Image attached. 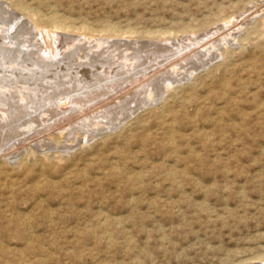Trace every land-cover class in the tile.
<instances>
[{
  "label": "rangeland",
  "instance_id": "rangeland-1",
  "mask_svg": "<svg viewBox=\"0 0 264 264\" xmlns=\"http://www.w3.org/2000/svg\"><path fill=\"white\" fill-rule=\"evenodd\" d=\"M18 1L0 0V264H264V0ZM45 114L54 131L11 135Z\"/></svg>",
  "mask_w": 264,
  "mask_h": 264
},
{
  "label": "bare ground",
  "instance_id": "bare-ground-1",
  "mask_svg": "<svg viewBox=\"0 0 264 264\" xmlns=\"http://www.w3.org/2000/svg\"><path fill=\"white\" fill-rule=\"evenodd\" d=\"M9 2H10V1H9ZM19 3H20V1H18V3H17V0H16V3H15V4L17 5V4H19ZM10 4H12V0H11V3H10ZM13 4H14V3H13ZM21 4H22V3H21ZM21 4H20V5H21ZM7 5H8V4H7ZM20 5H17V6L21 7ZM12 6H13V5H12ZM4 7H5V6H4ZM24 7H25V6H24ZM24 7H23V8H24ZM21 8H22V7H21ZM21 8H20V9H21ZM23 8H22V9H23ZM25 8H26V7H25ZM25 8H24V9H25ZM16 9H17V8H16ZM22 9L20 10L21 12H23ZM28 9H30V8H28ZM30 10H31V9H30ZM31 11H33V10H31ZM34 11H35V10H34ZM34 11H33V12H34ZM17 12H19V10H18ZM28 12H29V11H28ZM33 12H32V13H33ZM38 12H39V11H38ZM0 14H1V13H0ZM27 14H28V13H27ZM29 14H31V13L29 12ZM37 15H38V13L36 14V16H37ZM56 15H57V14H56ZM30 16H31V15H30ZM32 16H33V15H32ZM38 16H39V15H38ZM38 16H37V17H38ZM45 16H46V15H45ZM42 17H43V15H42ZM53 17H54V16H53ZM30 18H31V17H30ZM33 18H34V17H33ZM38 18H39V17H38ZM38 18H37V19H38ZM40 18H41V17H40ZM48 18H49V17H48ZM59 18H60V17H59ZM59 18H58V19H59ZM235 18H236V17H235ZM37 19H36V20H37ZM41 19H42V18H41ZM43 19H44V18H43ZM58 19H57V21H58ZM61 19H63V18H60V20H61ZM236 19H237V18H236ZM32 20H33V19H32ZM36 20H35V21H36ZM45 20H46V19H45ZM45 20H43V21H45ZM52 20H56V19L53 18ZM66 20H67V19H66ZM50 21H51V17H50ZM50 21H49V19H48V22H47V20H46V23H45V24L48 26V25L50 24V23H49ZM63 21H64V20H63ZM33 22H34V21H33ZM33 22H32V24H33ZM37 22H40V21L38 20ZM51 22H52V21H51ZM66 22H67V21H66ZM227 22H228V21H227ZM41 23L43 24L42 21H41ZM55 23H56V21H54V23L52 22V25H54ZM38 24H39V23H38ZM64 24H66V23H64ZM64 24H63V25H64ZM68 24H69V23H68ZM68 24H67V25H68ZM201 24H202V23H201ZM46 25H45V26H46ZM52 25H51V27H52ZM84 25H86V24H84ZM109 25H110V24H109ZM227 25H228V23H227ZM56 26H57V25H56ZM65 26H66V25H65ZM88 26H89V25H88ZM114 26H115V25H114ZM199 26H201V25H199ZM206 26H207V25H206ZM206 26H205V27H206ZM43 27H44V25H43ZM48 27H49V26H48ZM57 27H60L59 24H58ZM63 27H64V26H63ZM70 27H72V30L69 29L68 32H69L70 30H71L72 32H74V31H73V25L70 26ZM70 27H69V28H70ZM76 27H77V26H76ZM112 27H113V26H112ZM183 27H184V26H183ZM34 28H35V27H34ZM34 28H33V29H34ZM53 28H54V27H53ZM79 28H80V27H79ZM81 28H82V26H81ZM81 28H80V29H81ZM84 28H85V26L83 27V29H84ZM88 28H89V27H88ZM203 28H204V26H203ZM35 29H36V28H35ZM55 29H56V27H55ZM58 29H59V28H58ZM58 29H56V30H58ZM65 29H67V28H64V30H65ZM86 29H87V28H86ZM89 29H90V28H89ZM107 29H108V27H107ZM114 29H115V28H114ZM116 29H117V28H116ZM191 29H192V28H191ZM36 30H37V29H36ZM42 30H43V29H42ZM46 30H47V29H46ZM59 30L62 31L63 29H59ZM84 30H85V29H84ZM87 30H88V29H87ZM92 30H93L94 32H96L94 29H91V31H92ZM101 30H102V29H101ZM197 30H198V29H197ZM75 31H76V30H75ZM78 31H79V30H78ZM93 31H92V32H93ZM102 31H103V30H102ZM105 31H106V30H105ZM105 31H103V32H105ZM111 31H112V29H111ZM125 31H126V30H125ZM127 31H128V30H127ZM187 31H188V30H187ZM189 31H190V30H189ZM76 32H77V31H76ZM84 32H86V31H84ZM87 32H88V31H87ZM94 32H93V33H94ZM100 32H101V31H99V33H100ZM118 32H119V31H118ZM118 32H117V31H114V32H112V33H118ZM157 32H158V31H157ZM184 32H185V31H184ZM210 32H211V31H210ZM212 32H213V31H212ZM51 33H53V32H51ZM93 33H91V35H92ZM106 33L108 34L109 32L106 31ZM112 33H111V34H112ZM187 33H188V32H187ZM193 33H194V32H193ZM214 33H215V32H213V35H214ZM40 34H41V33H40ZM88 34H89V33H88ZM123 34H124V33H122V35H123ZM156 34H157V33H156ZM159 34H160V33H159ZM196 34H197V33H196ZM210 34H212V33H210ZM254 34H255V33H254ZM41 35H42V34H41ZM109 35H110V34H109ZM109 35H108V36H109ZM249 35H250V34H249ZM1 36H2V35H1ZM60 36H61V34H60ZM82 36H83V35H82ZM84 36H85V35H84ZM99 36H100V35H99ZM204 36H205V35H204ZM207 36H208V35H207ZM214 36H215V35H214ZM214 36H213V37H214ZM13 37H14V36H13ZM49 37H50V36H49ZM89 37H91V36H89ZM162 37H163V36H162ZM187 37H188V36H187ZM205 37H206V36H205ZM243 37H244V36H243ZM2 38H3V36H2ZM66 38H67V37H66ZM69 38H70V37H69ZM72 38H73V37H72ZM81 38H82V37H81ZM154 38H155V37H154ZM202 38H203V37H202ZM223 38H224V37H223ZM9 39H10V38H9ZM45 39H46V38H45ZM47 39H48V38H47ZM87 39H88V38H87ZM89 39H90V38H89ZM89 39H88V41H90ZM40 40H41V39H40ZM43 40H44V39H43ZM171 40H172V39H171ZM204 40H205V39H204ZM207 40H208V39H207ZM209 40H210V39H209ZM211 40H212V39H211ZM241 40H242V39H241ZM31 41H32V40H31ZM34 41H35V40H34ZM44 41H45V40H44ZM44 41H43V43H44ZM79 41H80V40H79ZM191 41H192V39H191ZM193 41H194V40H193ZM212 41H213V40H212ZM242 41H243V40H242ZM90 42H91V41H90ZM90 42H89V43H90ZM100 42H102V41H100ZM204 42H205V41H204ZM207 42H208V41H207ZM45 43H46V42H45ZM86 43H87V42H86ZM93 43H94V42H93ZM95 43H97V42H95ZM108 43H109V42H108ZM112 43H113V42H112ZM134 43H135V42H134ZM164 43H165V42H164ZM183 43H184V42H183ZM194 43L197 44V41L194 42ZM33 44H34V43H33ZM129 44H130V43H129ZM135 44H136V43H135ZM201 44H202V43H201ZM208 44H209V43H208ZM52 45H53V44H52ZM52 45H50V46H48V47H47V46L45 47V50L51 49L50 52H48L49 50H48V51H45V52H47V53H44L46 57L53 58V57H54V51L57 53V50H58V49L55 47V50H54V49L52 48ZM81 45H82V44H81ZM96 45H97V44H96ZM101 45H102V44H101ZM104 45H105V44H104ZM136 45H137V44H136ZM202 45H203V44H202ZM78 46H79V45H78ZM92 46H93V45H92ZM134 46H135V45H134ZM134 46H133V47H134ZM140 46H141V45H140ZM191 46H192V45H191ZM53 47H54V46H53ZM60 47H61V46H60ZM100 47H101V46H100ZM117 47H119V46H117ZM123 47H124V46H123ZM129 47H130V45H129ZM136 47H137V46H136ZM170 47H171V46H170ZM40 48H41V47H40ZM89 48H90V47H89ZM119 48H120V47H119ZM119 48H118V49H119ZM68 49H69V48H68ZM70 49H71V48H70ZM100 49H101V48H100ZM142 49H143V48H142ZM195 49H196V48H195ZM90 50H91V48H90ZM92 50H93V49H92ZM106 50H107V49H106ZM167 50H168V49H167ZM169 50H170V49H169ZM205 50H206V49H205ZM207 50H208V49H207ZM61 51H62V50H61ZM118 51H119V50H118ZM190 51H191V50H190ZM228 51H229V50H228ZM77 52H78V51H77ZM105 52H106V51H105ZM109 52H110V51H109ZM126 52H127V51H126ZM128 52H129V51H128ZM177 52H178V50H177ZM224 52H225V51H224ZM229 52H230V51H229ZM33 53H34V52H33ZM58 53L61 55L60 49H59ZM72 53H73V52H72ZM90 53H91V52H90ZM92 53H94V52H92ZM95 53L97 54V52H95ZM173 53H174V51H173ZM206 53H207V52H206ZM25 54H26V53H25ZM69 54H70V53H69ZM96 54H95V55H96ZM145 54H146V53H145ZM31 55H32V54H31ZM56 55H57V54H56ZM56 55H55V57H56ZM70 55H71V54H70ZM74 55H75V54H74ZM120 55H121V54H120ZM124 55H125V54H124ZM164 55H165V54H164ZM58 56H59V55H58ZM99 56H101V55H99ZM102 56H103V55H102ZM125 56H126V55H125ZM127 56H128V55H127ZM127 56H126V57H127ZM183 56H184V55H183ZM186 56H187V55H186ZM186 56H185V57H186ZM188 56H189V55H188ZM36 57L38 58V56H36ZM94 57H95V56H94ZM105 57H108V56H105ZM126 57H124V58H126ZM134 57H135V56H134ZM174 57H175V55H174ZM190 57H191V56H190ZM17 58H18V57H17ZM90 58H91V57H90ZM109 58H110V57H109ZM117 58H118V57H117ZM127 58H128V57H127ZM94 59H95V58H94ZM96 59H97V58H96ZM96 59H95V60H96ZM110 59H111V58H110ZM164 59H165V58H164ZM167 59H168V58H167ZM18 60H20V59H18ZM28 60H29V59H28ZM47 60H48V59H47ZM56 60H57V59H56ZM61 60H62V58H61ZM77 60H78V59H77ZM80 60H81V58H80ZM80 60H79V61H80ZM88 60H89V59H88ZM106 60H107V59H106ZM115 60H116V59H115ZM122 60H123V59H122ZM122 60H121V61L119 60V61L122 62ZM174 60H175V59H174ZM181 60H182V59H181ZM183 60H184V59H183ZM44 61H45V60H44ZM90 61H91V59H90ZM100 61H101V60H100ZM104 61H105V60H104ZM108 61H109V60H108ZM124 61H126V60H124ZM124 61H123V63H124ZM127 61H129V60H127ZM127 61H126V62H127ZM139 61H140V60H139ZM143 61H144V60H143ZM46 62H47V61H46ZM83 62H84V61H83ZM87 62H88V61H87ZM117 62H118V61H117ZM120 62H119V63H120ZM176 62L178 63L179 60H178V61L176 60ZM127 63H128V62H127ZM130 63H131V62H130ZM130 63H129V64H130ZM136 63H137V62H136ZM171 63H172V62H170V64H171ZM174 63H175V62H173L172 65H173ZM38 64H39V63H38ZM59 64H60V63H59ZM89 64H90V63H89ZM96 64H97V63H96ZM113 64H114V63H113ZM117 64H118V63H117ZM120 64H121V63H120ZM120 64H118V65H120ZM125 64H126V63H125ZM175 64H176V63H175ZM199 64H200V63H199ZM45 65H46V64H45ZM48 65H49V64H48ZM61 65H62V64H61ZM105 65H106V64H105ZM111 65H112V64H111ZM118 65H117V66H118ZM127 65H128V64H127ZM176 65H177V64H176ZM176 65H175V66H176ZM200 65H201V64H200ZM12 66H13V65H12ZM72 66H73V65H72ZM74 66H75V68H77V69L80 70V71H83V69H81L82 67H89V68H91L89 65H87L86 63H82V62L79 63V64H78V63H75ZM154 66H155V65H154ZM163 66H164V65H163ZM170 66H171V65H170ZM173 66H174V65H173ZM175 66H174V67H175ZM26 67H27V66H26ZM30 67H31V66H30ZM33 67H34V66H33ZM49 67H50V66H49ZM109 67H110V66H109ZM113 67H114V66H113ZM125 67H126V66H125ZM128 67H129V66H128ZM131 67H132V66H131ZM174 67H173V68H174ZM19 68H20V67H19ZM107 68H108V67H107ZM123 68H124V67H123ZM137 68H138V67H137ZM160 68H161V67H160ZM166 68H167V67H166ZM171 68H172V67H171ZM24 69H25V68H24ZM27 69H29V68H27ZM27 69H26V70H27ZM34 69H35V68H34ZM52 69H53V68H52ZM55 69H56V68H55ZM113 69H114V68H113ZM119 69H121V67H119ZM119 69H118V70H119ZM161 69H162V68H161ZM164 69H165V68H164ZM124 70H125V69H124ZM169 70H170V69H169ZM173 70H174V69H173ZM69 71H70V70H68V72H69ZM80 71H79V72H80ZM92 71H93V70H92ZM104 71H105V70H104ZM129 71H130V70H129ZM135 71H136V70H135ZM142 71H143V70H142ZM28 72H29V70H28ZM83 72L85 73V71H83ZM87 72H88V74H86V76H85L84 74H83V75H84L85 80H87L88 83L92 82L93 80H96V78L100 77V75H101L100 73H97L98 71H97V72H94V73H93V72H90V71H87ZM105 72H106V71H105ZM113 72H114V70H113ZM113 72H112V73H113ZM143 72H144V71H143ZM160 72H161V71H160ZM165 72H166V71H165ZM172 72H173V71H172ZM10 73H11V72H10ZM20 73H22V72H20ZM65 73H66V72H65ZM77 73H78V72H77ZM106 74L109 75V73H106ZM115 74H117V73H115ZM130 74H132V73H130ZM137 74H138V73H137ZM162 74H163V73H162ZM172 74H173V73H172ZM50 75H51V74H50ZM81 75H82V74H81ZM81 75H80V76H81ZM83 75H82V76H83ZM102 75H103V74H102ZM102 75H101V76H102ZM107 75H106V77H107ZM34 76H35V75H34ZM75 76H76V75H75ZM162 76H163V75H162ZM168 76H169V75H168ZM28 77H29V76H28ZM51 77H52V75H51ZM53 77H54V76H53ZM58 77H59V76H58ZM64 77H65V76H64ZM76 77H77V76H76ZM154 77H155V76H154ZM31 78H32V77H31ZM102 78H104V77L102 76ZM108 78H110V77H108ZM108 78H107V80H108ZM116 78H117V77H116ZM169 78H170V77H169ZM117 79H118V78H117ZM120 79H121V78H120ZM133 79H134V78H133ZM50 80H51V78H50ZM78 80H80V78H78ZM81 80H82V78H81ZM115 80H116V79H115ZM141 80H142V78H141ZM141 80H140V81H141ZM154 80H155V79H154ZM154 80H153V81H154ZM159 80H160V79H159ZM65 81H66V80H65ZM101 81H102V80H101ZM101 81H99V82L101 83ZM113 81H114V79H113ZM118 81H119V80H118ZM83 82H84V81H83ZM85 82H86V81H85ZM103 82L106 83V81H103ZM114 82H115V81H114ZM119 82H120V81H119ZM147 82H148V81H147ZM151 82H152V81H151ZM37 83H38V82H37ZM42 83H43V82H42ZM52 83H53V82H52ZM109 83H110V82H109ZM111 83H112V81H111ZM130 83H131V82H130ZM152 83H153V82H152ZM94 84H95V83H94ZM103 84H104V83H103ZM112 84H113V83H112ZM116 84H117V83H116ZM116 84H114V85H116ZM128 84H129V83H128ZM44 85H45V84H44ZM79 85H80V84H79ZM105 85H106V84H105ZM107 85H108V84H107ZM107 85H106V86H107ZM132 85H133V84H132ZM191 85H192V84H191ZM21 86H22V85H21ZM74 86H75V84H74ZM92 86H94V85H89V86L87 85L86 87H85V86H84V87H85V88H88V87H92ZM120 86H121V85H120ZM162 86H163V85H162ZM180 86H181V85H180ZM23 87H24V86H23ZM57 87H58V86H57ZM78 87H79V86H78ZM95 87H97V86H95ZM101 87H104V86H101ZM101 87H100V88H101ZM111 87H112V86H110V88H111ZM116 87H117V86H116ZM116 87H115V88H116ZM129 87H130V86H129ZM131 87H132V86H131ZM131 87H130V88H131ZM153 87H154V86H153ZM155 87H156V86H155ZM158 87H159V86H158ZM160 87H161V86H160ZM160 87H159V88H160ZM176 87H177V86H176ZM70 88H71V87H70ZM72 88H74V87L72 86ZM72 88H71V89H72ZM106 88H107V87H106ZM149 88H150V87H149ZM156 88H157V87H156ZM159 88H158V89H159ZM169 88H171V87L166 86V88H165L166 91H168ZM179 88H180V87H179ZM0 89H1V88H0ZM83 89H84V88H83ZM45 90H46V89H45ZM61 90H62V89H61ZM66 90H67V89H66ZM76 90H77V89H76ZM95 90L98 91L99 89H95ZM111 90H112V89H111ZM119 90H120V89H119ZM119 90H118V91H119ZM128 90H129V89H128ZM146 90H147V89H146ZM154 90H155V89H154ZM160 90H161V89H159V91H160ZM108 91H109V90H108ZM121 91H122V88H121ZM121 91H120V92H121ZM131 91H132V90H131ZM138 91H139V90H138ZM152 91H153V90H152ZM159 91H158V94H159ZM176 91H177V90H176ZM89 92H91V91H89ZM92 92H93V90H92ZM109 92H110V91H109ZM109 92H108V93H109ZM113 92H114V91H113ZM133 92H134V91H133ZM161 92H162V91H161ZM2 93H3V92H1V90H0V95H1ZM54 93H55V92H54ZM66 93H67V92H66ZM94 93H95V91H94ZM110 93H112V92H110ZM151 93H152V92H151ZM151 93L148 95L149 98H150V96H152ZM154 93H155V92H154ZM3 94H5V93H3ZM7 94H8V93H7ZM21 94H22V92H21ZM37 94H38V92H37ZM46 94H47V93H46ZM89 94H90V93H86L85 96H87V95H89ZM97 94H98V93H97ZM104 94H105V93H104ZM115 94H116V93H115ZM117 94H118V93H117ZM122 94H123V93H122ZM124 94H125V93H124ZM124 94H123V95H124ZM156 94H157V92H156ZM160 94H161V93H160ZM160 94H159V95H160ZM56 95H57V94H56ZM83 95H84V94H83ZM83 95H82V96H83ZM90 95H91V94H90ZM109 95H110V94H108V96H109ZM111 95L114 96L113 93H112ZM127 95H128V94H126V96H127ZM1 96H2V95H1ZM27 96H28V95H27ZM69 96H70V95H69ZM69 96H68V97H69ZM91 96H92V95H91ZM118 96H119V94H118ZM118 96H117V97H118ZM120 96H122V95H120ZM126 96H125V97H126ZM128 96H129V95H128ZM155 96H156V95H155ZM176 96H177V95H176ZM15 97H16V96H15ZM52 97H53V95H52ZM65 97H66V96H65ZM87 97H88V96H87ZM2 98H3V96H2ZM25 98H26V96H25ZM43 98H44V97H43ZM60 98H61V99H60V103H56V102H55V103H54V105H55L54 108H58V109H59V108H62V111H63V108H64V107L67 108L68 105H71V102H70L71 100H70L69 102H67L68 100L66 101L65 98H64V96H63V98H62V97H60ZM72 98H73V97H72ZM112 98H113V97H111V99H112ZM120 98H121V97H120ZM126 98H127V97H126ZM13 99H15V98H13ZM53 99H54V98H53ZM69 99H70V98H69ZM73 99H74V98H73ZM85 99H86V98H85ZM101 99H102V98H101ZM111 99H110V100H111ZM127 99H128V98H127ZM2 100H4V99H2ZM10 100H11V99H10ZM21 100H22V99H21ZM25 100H26V99H25ZM25 100H23V101H25ZM29 100H30V99H29ZM29 100H28V98H27V101H29ZM105 100H106V98H105ZM105 100H104L103 102H105ZM112 100H113V99H112ZM116 100L118 101L117 98H116ZM116 100H115V101H116ZM122 100H123V99H122ZM131 100H132V99H131ZM168 100H169V99H168ZM16 101H17V100H16ZM18 101H19V100H18ZM35 101H36V100H35ZM65 101H66L67 103H66ZM73 101H74V100H73ZM97 101H99V99H98ZM124 101H126V100H124ZM124 101H123V102H124ZM11 102H12V101H11ZM13 102H14V101H13ZM20 102H22V101H20ZM109 102H111V101H109ZM2 103H3V102H2ZM6 103H7V102H6ZM6 103H5V104H6ZM18 103H19V102H18ZM18 103H17V104H18ZM32 103H33V102H32ZM52 103H53V102H52ZM75 103H76V102H75ZM116 103H117V102H116ZM124 103H125V102H124ZM124 103H123V104H124ZM20 104H21V103H19V105H20ZM73 104H74V103H73ZM111 104L114 105V102H111ZM118 104H121V101H119ZM125 104H126V103H125ZM45 105H46V104H45ZM50 105H52V104H49V106H50ZM79 105H80V104H79ZM92 105H93V104H92ZM97 105H100V104H97ZM97 105H95V106H97ZM103 105H107L106 102H105V104H103ZM103 105H102V106L100 105V106H101V107H104ZM116 105H117V104H116ZM25 106H26V105H25ZM108 106H110V103H108ZM108 106H107V107H108ZM118 106H120V105H118ZM124 106H126V105H124ZM18 107H19V106H18ZM21 107H22V105H21ZM26 107H27V106H26ZM26 107H24V108H26ZM52 107H53V106H52ZM69 107H70V106H69ZM71 107H73V106L71 105ZM71 107H70V108H71ZM78 107H81V106H78ZM83 107H84V106H82L81 110H83ZM97 107H98V106H97ZM111 107H113V106H111ZM122 107H123V106H122ZM126 107H127V106H126ZM3 108H4V107H3ZM19 108H20V107H19ZM27 108H28V107H27ZM48 108H49V107H48ZM48 108H46V109H48ZM50 108H51V106H50ZM75 108H76V106H75ZM75 108H71V109H75ZM85 108H86V107H85ZM104 108H105V107H104ZM113 108H115V107H113ZM4 109H5V108H4ZM46 109H44V110H46ZM51 109H52V108H51ZM67 109H68V108H67ZM78 109H79V108H78ZM86 109H88V108H86ZM89 109H90V108H89ZM91 109H92V108H91ZM95 109H96V108H95ZM101 109H103V108H101ZM108 109H109V108H108ZM10 110H11V109H10ZM12 110H13V109H12ZM52 110H53V112H50V111H49L50 114H53V113H55V112L57 111L56 109H52ZM54 110H55V111H54ZM59 110H61V109H59ZM64 110H65V108H64ZM46 111H47V110H46ZM62 111H61V112H62ZM67 111H68V110H67ZM67 111H66V112H67ZM83 111H85V110H83ZM88 111H89V110H88ZM94 111H95V110H94ZM98 111H100V110H98ZM8 112H9V111H6V110L4 111V110H3V112H2V113H3V114H2L3 116L0 117V122L2 121L1 123H3V124H4V123H7L6 120H5V118H9V117H11V116L8 115ZM14 112H15V111H14ZM18 112H19V111H18ZM43 112H44V111H43ZM47 112H48V111H47ZM47 112H46V113H47ZM57 112H58V111H57ZM66 112H65V113H66ZM72 112H74V111H72ZM78 112H79V111H78ZM86 112H87V110H86ZM114 112H115V111H114ZM20 113H21V112H20ZM28 113H29V112H28ZM31 113H32V112H31ZM33 113H34V112H33ZM35 113H36V112H35ZM59 113H60V112H59ZM62 113H64V112H62ZM82 113H85V112H82ZM0 114H1V113H0ZM17 114H18V113H17ZM21 114H22V113H21ZM50 114H49V115H50ZM71 114H72V113H71ZM74 114H75V113H74ZM78 114H79V113H78ZM78 114H77V115H78ZM6 115H7V116H6ZM67 115H68V113H67ZM0 116H1V115H0ZM20 116H21V115H20ZM33 116H34V115H33ZM33 116H32V117H33ZM70 116H71V115H70ZM70 116H69V117H70ZM89 116L91 117L92 115H89ZM42 117L46 118V120L44 119L45 121L42 120V122H41V123H42V127H43V129H42V127H41L42 130H39V128H40L39 125H40V124H39V125H34V120H33V122H32L31 124L29 123L30 126H29V127L27 126L28 129H25V128H27V127L24 128L23 125H25V124H21L17 129H14V131H12L13 134L11 133V135H14V136H22V135H23V136H24L25 133H27V132H32V131H35V132H33V133H36V134H37L38 132H41V131H43V130H45V129H49V128H51V127H55V126H56V124H55L54 126H52L51 124H50V125L47 124V123H48V118L46 117V114H45V116H42ZM42 117H41V118H42ZM60 117H61V116H60ZM60 117H59V118H60ZM62 117H63V116H62ZM82 117H83V114H82ZM100 117H101V116H100ZM16 118H18V117H16ZM19 118H20V117H19ZM25 118H26V117H25ZM25 118H24V119H25ZM38 118H39V117H38ZM56 118H57V117H56ZM86 118H87V117H86ZM30 119H31V118H30ZM33 119H34V117H33ZM39 119H40V118H39ZM61 119H62V118H61ZM71 119H72V117H71ZM102 119H103V118H102ZM21 120H22V119H21ZM21 120H20V121H21ZM67 120H69V119L67 118ZM105 120H106V119H105ZM20 121H18V122L21 123ZM50 121H51V119H50ZM55 121H56V120H55ZM65 121H66V119H65ZM76 121H77V120H76ZM101 121H102V120H101ZM46 122H47V123H46ZM53 122H54V121H53ZM105 122H106V121H105ZM19 123H18V124H19ZM49 123H50V122H49ZM54 123H55V122H54ZM64 123H66V122H64ZM72 123H73V122H72ZM18 124H17V125H18ZM89 124L91 125V123H89ZM104 124H105V123H104ZM104 124H103V125H104ZM0 125H1V124H0ZM6 125H7V124H6ZM59 125H61V123H59ZM66 125H67V124H66ZM68 125L71 126V124H69V123H68ZM73 125H74V123H73ZM96 125H97V124H96ZM168 125H169V124H168ZM61 126L64 127L65 124H64V126H63V125H61ZM82 126H83V125H82ZM1 127H2V126H1ZM16 127H17V126H16ZM38 127H39V128H38ZM86 127H87V126H86ZM91 127H92V126H91ZM171 127H172V126H171ZM6 128H8V127H6ZM14 128H15V126H14ZM66 128H68V127H66ZM66 128H65V130H66ZM101 128H103V127H101ZM3 129H4V128H3ZM18 129H19V130H18ZM59 129H60V128L58 127V130H59ZM98 129H99V128H98ZM7 130H8V129H7ZM9 130H10V129H9ZM51 130H53V129L51 128ZM56 130H57V129H56ZM62 130H63V129H62ZM65 130H64V131H65ZM100 130H101V129H100ZM53 131H54V130H53ZM86 131H87V130H86ZM96 131H97V130H96ZM102 131H103V130H102ZM4 132H6V131H4ZM9 132H10V131H9ZM9 132H8V133H9ZM47 132H49V131L47 130ZM51 132H52V131H51ZM59 132H60V133H58V135H56V136H51V135H50L51 137H49V139H48V138H47V139H48L49 141L55 143V144H58V143H60V142L62 143V140H64V142H66V141L68 140V138H67V136H68V133H67V132H68V131H67V132H63V131L61 132V131L59 130ZM69 132H70V130H69ZM91 132H92V131H91ZM43 133L46 134V132H43ZM43 133H42V135H43ZM49 133H50V132H49ZM50 134H51V133H50ZM6 135H7V134H6ZM8 135H9V134H8ZM47 135H48V133H47ZM0 136H1V138H2V136H5V134L2 135V134L0 133ZM32 136H33V135H32ZM34 136L36 137V135H34ZM48 136H49V135H48ZM85 137H87V136H85ZM8 138H9V137H8ZM26 138H27V137H26ZM40 138H41V137H39V139H40ZM45 138H46V137H45ZM69 138H70V137H69ZM89 138H90V137H89ZM6 139H7V136H6L5 138L3 137L1 141H4V140H6ZM33 139H34V138H33ZM42 139H43V138H42ZM72 139H73V138H72ZM81 139H82V138H81ZM27 140H28V139H27ZM27 140H26V141H27ZM30 140H31V139H30ZM34 140H35V139H34ZM44 140H45V139H44ZM82 140H83V139H82ZM9 141H11V140H9ZM71 141H72V140H71ZM85 141H86V140H85ZM7 142H8V141H7ZM38 142H39V141H38ZM18 143H19V142H18ZM34 143H36V142H34ZM53 143H52V145H53ZM4 144H5V143H4ZM72 144H73V143H72ZM171 144H172V142H171ZM6 145H8V143H7ZM16 145H17V144H16ZM59 145H60V144H59ZM1 146H2V145H1ZM4 146H5V145H4ZM55 146H56V145H55ZM63 146H64V145H63ZM63 146H62V147H63ZM65 146H66V145H65ZM86 146H87V145H86ZM20 147H21V146H20ZM58 147H59V146H58ZM60 147H61V146H60ZM66 147H67V146H66ZM71 147H72V146H71ZM2 148H4V147H2ZM68 148H69V147H68ZM65 149H66V148H65ZM70 149H71V148H70ZM29 150H31V149L29 148ZM1 152H2V151H1ZM32 152H33V151H32ZM7 153H8V152H7ZM33 153H34V152H33ZM54 153H55V152H54ZM31 154H32V153L29 151V153H28L27 155L30 156ZM1 155H2V154H1ZM1 155H0V156H1ZM12 155H13V154H12ZM33 155H34V154H33ZM36 155H37V154H36ZM42 155H43V154H42ZM48 155H49V154H48ZM57 155H58V154H57ZM4 156H5V155H4ZM29 156H28V157H29ZM39 156H40V155H39ZM43 156H45V154H44ZM43 156H42V160H45V159H43V158H44ZM9 157H10V156H9ZM30 157H31V156H30ZM32 157H33V156H32ZM45 157H46V156H45ZM36 158H37V157H36ZM46 158H47V157H46ZM56 158H58V157H56ZM3 159H4V158H3ZM26 159H28V158H26ZM29 159H30V158H29ZM33 159H34V158H33ZM25 161H26V160H25ZM21 162H22V161H21ZM41 162H42V161H41ZM25 163L27 164V161H26ZM25 163H24V164H25ZM4 164H5V163H4ZM24 164H23V165H24ZM42 164H43V162H42ZM2 165H3V164H2ZM8 165H9V164H8ZM8 165H7V166H8ZM21 165H22V164H21ZM44 165H45V164H44ZM55 165H56V164H55ZM0 167H2V166H0ZM19 167H20V166H19ZM21 167L23 168V167H27V166L25 165V166H21ZM37 167H39V166H37ZM40 167H41V166H40ZM42 167H43V166H42ZM44 167H45V166H44ZM3 168H4V165H3ZM3 168H2V169H3ZM43 172H44V170H43ZM5 173H6V172H5ZM8 173H9V172H8ZM8 173H7V174H8ZM7 176H9V174H8ZM23 221H24V220H23ZM25 224H26V222H25ZM16 225H17V227H18V226L21 227V226H22V223H21L20 221H18V222L16 223ZM19 227H18V228H19ZM6 229H7V228H6ZM29 229H30V226H29L28 229L26 228V230H28V232H29ZM8 230H9V229H8ZM13 230H14V229H13ZM6 232H7V230H6ZM10 232H11V230H10ZM23 233H24V232L21 230V232H20L19 234H20V235H23ZM11 234H12V232H11ZM14 234H16V233H14ZM19 234H17V235H19ZM25 234H26V233H25ZM26 235H27V234H26ZM26 235H25V236H26ZM12 236H13V235H12ZM15 236H16V235H15ZM25 236H24V237H25ZM18 237H20V236H18ZM29 237H30V235H29ZM259 260H260V259H259ZM250 261H251V259H250ZM248 262H249V261H248ZM23 263H24V261H23ZM260 263H261V262H260ZM21 264H22V263H21ZM262 264H263V263H262Z\"/></svg>",
  "mask_w": 264,
  "mask_h": 264
}]
</instances>
